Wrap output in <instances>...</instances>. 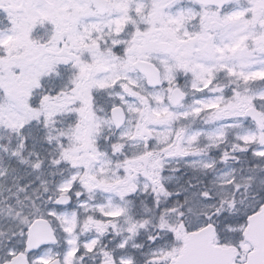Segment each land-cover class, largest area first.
<instances>
[{
	"label": "snow or ice",
	"instance_id": "6c2138e0",
	"mask_svg": "<svg viewBox=\"0 0 264 264\" xmlns=\"http://www.w3.org/2000/svg\"><path fill=\"white\" fill-rule=\"evenodd\" d=\"M0 264H264V0H0Z\"/></svg>",
	"mask_w": 264,
	"mask_h": 264
}]
</instances>
